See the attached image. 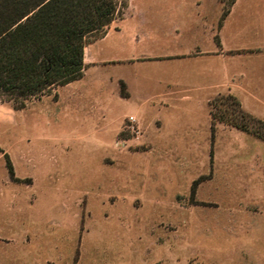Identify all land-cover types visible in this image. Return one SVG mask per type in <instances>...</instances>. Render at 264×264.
Wrapping results in <instances>:
<instances>
[{
	"label": "rangeland",
	"instance_id": "obj_1",
	"mask_svg": "<svg viewBox=\"0 0 264 264\" xmlns=\"http://www.w3.org/2000/svg\"><path fill=\"white\" fill-rule=\"evenodd\" d=\"M168 1L128 0L81 80L0 99V264H264V140L211 116H238L223 13L253 40L264 0Z\"/></svg>",
	"mask_w": 264,
	"mask_h": 264
},
{
	"label": "trees",
	"instance_id": "obj_2",
	"mask_svg": "<svg viewBox=\"0 0 264 264\" xmlns=\"http://www.w3.org/2000/svg\"><path fill=\"white\" fill-rule=\"evenodd\" d=\"M127 6L128 0H0V99L24 108L30 99L81 80L88 41L106 35ZM227 99L238 116L213 112L212 130L222 122L264 140V122L246 113L233 96ZM5 159L13 180L12 162L7 154Z\"/></svg>",
	"mask_w": 264,
	"mask_h": 264
},
{
	"label": "crops",
	"instance_id": "obj_3",
	"mask_svg": "<svg viewBox=\"0 0 264 264\" xmlns=\"http://www.w3.org/2000/svg\"><path fill=\"white\" fill-rule=\"evenodd\" d=\"M164 5L161 13L171 16L170 19L175 16V12L179 11L177 8L179 3H175L173 0L165 2ZM197 5H201V3L197 2ZM235 15L236 13L233 12L228 13L224 18V20H228V25L225 27L223 25L220 32L221 57L231 62V65L225 64L226 67L224 65L221 69L223 71L226 68L228 76L233 79L230 80L227 88L236 96L244 110L252 116L264 120V35L258 34L249 41H242L239 36L238 40L230 39L226 32ZM260 21H264V17ZM210 42L212 47L209 49L204 48L202 44H197L195 49L201 53L211 52L214 47L212 35ZM230 52H234L235 55L225 57V53ZM238 264L242 263L239 261Z\"/></svg>",
	"mask_w": 264,
	"mask_h": 264
}]
</instances>
